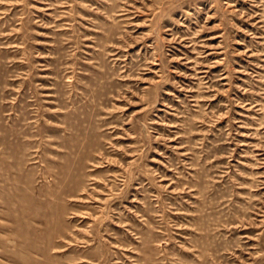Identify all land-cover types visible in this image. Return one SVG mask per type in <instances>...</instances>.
I'll return each mask as SVG.
<instances>
[{"label": "rangeland", "instance_id": "rangeland-1", "mask_svg": "<svg viewBox=\"0 0 264 264\" xmlns=\"http://www.w3.org/2000/svg\"><path fill=\"white\" fill-rule=\"evenodd\" d=\"M0 264H264V0H0Z\"/></svg>", "mask_w": 264, "mask_h": 264}]
</instances>
